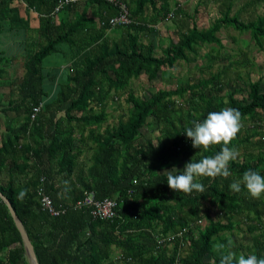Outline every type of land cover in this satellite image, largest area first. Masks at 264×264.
<instances>
[{
	"label": "trees",
	"instance_id": "16d2710c",
	"mask_svg": "<svg viewBox=\"0 0 264 264\" xmlns=\"http://www.w3.org/2000/svg\"><path fill=\"white\" fill-rule=\"evenodd\" d=\"M157 1L161 3L158 15L164 20L170 12L167 0H129L134 23L115 27L125 28L127 39L109 44L102 38L109 28L106 25L99 24L100 34L90 36L97 28L95 20L88 15V5L93 3L104 10L113 9V15L116 14L117 9L107 2H71L62 10L76 11L74 20L68 22L65 18L55 25L50 16L58 0H0V22L27 29L29 21L21 17L19 11L20 8L32 9L38 13V31L45 37L44 42L27 50L17 97L7 103H2L0 98V117L1 113L6 115L11 109L17 116H22L17 125L11 119L2 123L0 120L3 129L0 134V192L9 199L22 221L39 264H219L220 254L214 246L227 244L230 239L224 233L234 230L236 218L246 220L247 229L253 233L251 245L244 255L264 257V230L254 233L259 230L255 223H264V198H253L243 185L240 192L229 188L233 179L241 177L245 170H257L264 175V149L259 154L238 156L237 160L231 161L232 176L227 179L198 177L197 181L205 188L203 193L185 194L171 190L165 171L167 167H175L172 173L178 174L187 162L220 151L222 145H212L207 150L193 148L185 134L194 121H203L209 112L231 107L241 112L242 121L260 120L264 113V90L260 80L246 84L248 91L244 100L235 97L236 90L223 93L226 69L193 82L187 79L175 88L158 89L148 98L127 92L132 78L145 74L153 81L171 73L178 61L190 60L189 53H195L197 46L216 44L218 48L222 47L217 35L221 28L249 32L254 43L263 48L264 13L245 22L238 14H231L228 6L208 28L198 29L194 25L182 33L177 42L171 41L157 52L154 44L142 43L138 35L145 27V23L140 24L144 21L145 8L154 7ZM107 18H100L98 23ZM61 44L68 46L71 55L65 80L58 83L55 96V102L64 106L65 113L63 118L53 121L52 130L44 135L45 127L40 126L42 119L36 116L31 120L30 115L40 102L45 106L46 86L56 82L55 74L43 75L41 65L47 56L61 50ZM213 50L215 48L211 47V58L217 60L219 53L212 54ZM10 61L0 54V79L6 72L4 64ZM124 93H127L126 115L120 116L96 138L98 156L89 169V178L82 180L79 190L72 193L71 201L58 200L51 191L49 173L42 158L57 161L59 171L65 176L70 175L79 153L74 148L75 133L82 138L89 127L106 121L108 101ZM183 96L185 102L182 103L187 108L177 104L176 97ZM152 125L159 127V133L138 142L141 130ZM90 132L95 137L94 130ZM256 135L264 138L257 127L244 137L238 133L229 146L239 150L243 143L253 145L251 139ZM41 176L45 191L56 205L69 206L81 198L84 191L92 190L97 198L116 199V216L108 220L93 219L88 209L70 206L64 214L49 215L41 209L36 191ZM22 190L27 191L24 199L18 198ZM212 209L219 214L218 219L210 217ZM183 228L190 231L183 240L176 238L161 245L154 241L155 236L166 237ZM148 232L153 240L142 243L141 239ZM182 242L187 246L185 253H179ZM114 248L120 250L115 258L112 256ZM232 249L239 255L238 248ZM0 264H29L21 236L1 198Z\"/></svg>",
	"mask_w": 264,
	"mask_h": 264
},
{
	"label": "crops",
	"instance_id": "0c3cea01",
	"mask_svg": "<svg viewBox=\"0 0 264 264\" xmlns=\"http://www.w3.org/2000/svg\"><path fill=\"white\" fill-rule=\"evenodd\" d=\"M167 2L169 11L174 12V15L171 19L162 20L160 18L161 15H158L157 11L158 9H160L161 3L160 1H157L154 7L147 6L145 8L143 14L144 21L142 23L139 21L140 24L145 23V27H142L138 31L139 40L145 44H154L155 49L158 43H163L164 36L170 37V39L168 40L169 43L171 41L177 42L181 34L188 31L194 25L198 29L208 28L211 24L207 27H204L202 24H204L205 21L209 20V17L213 15V10L215 8L217 10V14H219L220 16L221 13L226 11V8L230 6L231 14H238L239 18L242 20L240 16L241 13L249 15L256 12V8L258 6L260 7V5L264 4V0H167ZM178 4H180V6H178ZM62 11H64V15L62 16H60L59 13L50 16L52 22H54L55 25H58L59 22L65 18L68 22H72L74 20L76 11ZM113 13V9L104 10L95 3L88 5V15L95 20L97 28L90 34L91 37H96L98 34H100L101 28L99 26L98 20L102 17H109L113 15ZM19 15L23 18L28 19L29 27L27 29L12 27L6 21L0 22V54L5 55L9 59H11L10 62H6L4 64L6 72L4 77L0 79V98H6V100L2 103H7L11 98H16L18 95L17 89L19 81H21L25 71L23 68V61L25 55L27 54V50L33 48L34 46L36 47L38 43H42L45 41V37L42 36L38 31V28L40 26L38 13L32 9L25 10L24 8H20ZM219 16L217 15L216 17ZM211 21L213 22L214 19ZM124 29H117L115 27L108 28L103 33L102 38L107 39L109 44H113L115 41L119 43H121L122 41H126L127 30ZM102 38L100 39L102 40ZM167 45H165V47ZM59 46L61 50L56 53H63L67 55V57L71 56L68 46H65L64 44H61ZM6 49L7 51L10 50V53L5 51ZM70 58L71 57H69V59L67 58V60L65 61V66L69 67ZM50 73L56 75V82L53 85L47 84L46 91L48 92V97L44 100L45 106L42 107L40 112L36 115L38 118L42 119V123L40 126L43 128L45 127L44 135H46L45 133H49L52 130L53 121H57L60 118H63L65 113L64 106L60 107L59 104L55 102V96L59 90L58 83L62 84V82H64L65 80V67L63 65V67L60 69L55 68L54 70L45 71L43 72V75L46 76V74ZM225 75L227 77V69ZM121 97L122 95L114 96L113 100L108 101L105 108V112L107 114H109V111L111 109L109 105L117 102ZM10 119L15 125H17L22 120V116H17L16 114H14V111L12 109L8 111L6 115L1 113V123L5 120L7 121ZM49 119H51L52 121L48 122ZM106 121H104L99 126L89 127V129L83 133L82 138L80 137L78 132L75 133L74 148L79 153L77 158L75 159L74 170L70 175L65 176L59 171L57 161L52 160V162H49L48 159L45 158V156L42 158L44 168L49 173V183L52 187L51 191L58 200L71 201L73 199L72 193L79 190V188L82 186V180L85 179V177L87 179L89 178V169L94 164V159L98 156L96 151V138L103 133L106 127L114 125L107 123ZM91 129L94 130L95 137L91 135ZM2 130V127H0V134ZM146 139L149 138L147 137ZM251 141L253 145L246 142L248 148H245V143L240 146L238 150L239 158L242 154L241 152L246 151V153L249 155H256L259 154L261 149H264V141H260L258 135L254 136ZM172 168L175 167H167L165 168V171ZM237 219L238 218H236L235 220ZM152 240V236L148 232L141 239V242L147 243L148 241ZM186 249V247H183V253L186 252ZM119 254L120 250L114 248L112 251V256L115 258Z\"/></svg>",
	"mask_w": 264,
	"mask_h": 264
},
{
	"label": "rangeland",
	"instance_id": "374dc122",
	"mask_svg": "<svg viewBox=\"0 0 264 264\" xmlns=\"http://www.w3.org/2000/svg\"><path fill=\"white\" fill-rule=\"evenodd\" d=\"M261 4V3H260ZM259 4V5H260ZM258 10V12H257ZM264 4L256 8V12L251 14L241 13L240 16L243 21H250L255 19L257 16L262 15L264 12ZM59 15H64V11H60ZM219 14H217L216 8L213 10V15L209 17V20L205 21L202 24L204 27H207L211 24V20H215ZM201 26V25H200ZM217 35L221 38L222 47L218 48L216 44H205L197 46L195 53H189V61H178L175 65L174 71L164 75H160L158 78L153 81H149L145 74H141L139 77L132 78L130 80L129 87L127 92L132 91L135 95L141 98H148L151 94L155 93L158 89L167 88L168 86L175 88L179 84H183L187 79L191 82L199 80L200 78H207L211 73H215L221 69H227V77L224 78V88L223 93L231 92L236 90L235 97L239 99H245L247 95L248 88L246 84L249 81L260 80L261 88L264 90V47L257 46L254 41L251 39L249 32H240L234 30L232 27L221 28ZM170 37L164 36L163 43L157 44V52H161V48L165 47L169 43ZM176 39V38H175ZM211 47L215 48L212 54L219 53V58L217 60H212ZM7 51V49L5 50ZM10 53V50L7 51ZM63 52V51H62ZM70 57V56H69ZM67 55L60 53H53L46 57L42 62L43 72L54 70L55 68L65 67V72L68 70V66H65V61L67 60ZM71 62V59L69 60ZM212 63V65H211ZM209 64L211 67L209 68ZM64 73V72H63ZM172 76V77H170ZM126 94L124 93L117 102L110 104L111 107L108 116L107 123L115 124L117 119L120 116L126 115L128 105L125 101ZM179 105H183V97H176ZM2 102L6 100L5 97L1 98ZM187 108V105H183ZM148 120H152L149 118ZM255 120V119H254ZM252 119H247L242 121V129L239 132L241 136L248 135L251 133L253 127H257L258 132L263 133L264 135V113L261 115V119L254 121ZM153 122V121H152ZM159 127L152 125V127L143 128L141 130L142 136L139 138L138 142H143L146 138L154 137L159 132ZM253 138V137H252ZM258 138L263 142L264 139L262 135H258ZM248 148V145H245V148ZM245 151V150H244ZM242 157L249 156L245 152H241ZM178 168L180 165L177 166ZM174 169H167L169 172ZM264 198V196H261ZM210 217L212 219H218L219 214L217 211L212 209L210 212ZM207 222V220H205ZM235 223V228L232 232H225L224 235L228 237L232 242L234 248L239 249V254H246L247 248L250 247L253 233H250L247 229V223L242 219L238 218L233 220ZM259 230H256L254 233L264 230V223L257 224L255 223ZM238 246V247H237ZM231 248V249H232ZM232 249V250H233ZM115 255V251H114Z\"/></svg>",
	"mask_w": 264,
	"mask_h": 264
},
{
	"label": "clouds",
	"instance_id": "9594fccd",
	"mask_svg": "<svg viewBox=\"0 0 264 264\" xmlns=\"http://www.w3.org/2000/svg\"><path fill=\"white\" fill-rule=\"evenodd\" d=\"M242 127L241 112L231 107L209 112L203 121H194L193 127H188L185 131L193 148L207 150L212 145H222V147L212 156L187 162L183 171L178 174L169 171L166 178L168 187L177 193L191 194L193 191L203 193L205 188L197 181L198 177L227 179L232 176L229 163L238 159L239 151L229 145ZM242 185L253 198L259 199L264 196V175L259 171L245 170L241 177L233 179L229 188L234 192H240ZM26 195L27 191L22 190L18 198L24 199ZM232 247L234 245L231 240H228L227 244L218 243L214 246V250L220 254L219 264H264V257L258 258L255 254L245 256L243 253L237 255L236 252L231 251Z\"/></svg>",
	"mask_w": 264,
	"mask_h": 264
},
{
	"label": "built area",
	"instance_id": "2783aa9c",
	"mask_svg": "<svg viewBox=\"0 0 264 264\" xmlns=\"http://www.w3.org/2000/svg\"><path fill=\"white\" fill-rule=\"evenodd\" d=\"M76 0H58L55 5V8L52 12V15L58 14L65 5L75 2ZM107 2L108 4L112 5L115 9H117V13L108 17L107 19H103L99 21V24L102 26H108L109 28L118 27V26H128L131 23H134L132 19L130 8L128 5L127 0H101ZM195 1V0H193ZM180 6V4H178ZM177 6V7H178ZM174 12L170 11L166 14L164 20H169L173 17ZM43 107V103L40 102L36 106L33 107L32 113L30 115L31 120H34L37 113L40 112L41 108ZM136 182L135 180L133 181ZM36 191L39 196V202L41 209L46 211L51 216H59L64 214L66 210L70 207L73 209H88L90 215L93 219L98 220H108L112 219L117 214V206L118 203L115 198H97L92 190H86L83 192V196L77 199L72 204L63 205L61 203L55 204L51 196L45 191L44 188V177H40V181L37 185ZM131 190H128L130 193ZM189 230L187 228H183L181 231L170 234L166 237H154V241L156 244L161 245L163 242H173L176 238L183 240V237L188 236ZM183 247H187L186 243L182 242L179 246V253L182 252ZM177 261V260H176Z\"/></svg>",
	"mask_w": 264,
	"mask_h": 264
},
{
	"label": "water",
	"instance_id": "95a60500",
	"mask_svg": "<svg viewBox=\"0 0 264 264\" xmlns=\"http://www.w3.org/2000/svg\"><path fill=\"white\" fill-rule=\"evenodd\" d=\"M0 198L2 199V201L7 206L9 214H10V216L14 222V225H15L16 229L18 230V232L21 236L22 244H23L25 254H26V258H27L29 264H39L37 257H36V254L34 252L33 245H32L30 238L26 232V229H25L22 221L20 220V218L16 214L11 202L2 192H0Z\"/></svg>",
	"mask_w": 264,
	"mask_h": 264
},
{
	"label": "bare ground",
	"instance_id": "6f19581e",
	"mask_svg": "<svg viewBox=\"0 0 264 264\" xmlns=\"http://www.w3.org/2000/svg\"><path fill=\"white\" fill-rule=\"evenodd\" d=\"M48 43V42H47ZM112 151V150H111Z\"/></svg>",
	"mask_w": 264,
	"mask_h": 264
}]
</instances>
